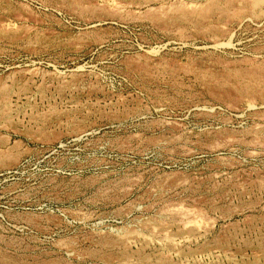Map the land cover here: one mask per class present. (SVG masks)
<instances>
[{"label":"rangeland","instance_id":"374dc122","mask_svg":"<svg viewBox=\"0 0 264 264\" xmlns=\"http://www.w3.org/2000/svg\"><path fill=\"white\" fill-rule=\"evenodd\" d=\"M0 264H264V0H0Z\"/></svg>","mask_w":264,"mask_h":264}]
</instances>
